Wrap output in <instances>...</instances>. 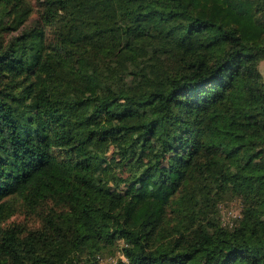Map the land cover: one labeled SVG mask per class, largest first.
Masks as SVG:
<instances>
[{"label": "trees", "instance_id": "obj_1", "mask_svg": "<svg viewBox=\"0 0 264 264\" xmlns=\"http://www.w3.org/2000/svg\"><path fill=\"white\" fill-rule=\"evenodd\" d=\"M263 62L264 0H0V264H264Z\"/></svg>", "mask_w": 264, "mask_h": 264}, {"label": "rangeland", "instance_id": "obj_2", "mask_svg": "<svg viewBox=\"0 0 264 264\" xmlns=\"http://www.w3.org/2000/svg\"><path fill=\"white\" fill-rule=\"evenodd\" d=\"M34 16V15H33ZM57 68V65L52 64V65H46L42 66L39 70L40 74H44L45 72H53ZM260 69L262 71V74L264 76V62L261 64ZM236 205V201L232 203H228L226 205H222L221 209V218L223 222L227 223L232 221L233 217L236 216L238 213V209ZM8 222H26V224L35 226L36 225V220L35 219H30V218H25L23 215L17 214L13 216Z\"/></svg>", "mask_w": 264, "mask_h": 264}, {"label": "built area", "instance_id": "obj_3", "mask_svg": "<svg viewBox=\"0 0 264 264\" xmlns=\"http://www.w3.org/2000/svg\"><path fill=\"white\" fill-rule=\"evenodd\" d=\"M233 218H235V216ZM118 259H120L123 262V264H128L126 258L121 253H117L116 255L113 256L98 257L94 264H116Z\"/></svg>", "mask_w": 264, "mask_h": 264}]
</instances>
